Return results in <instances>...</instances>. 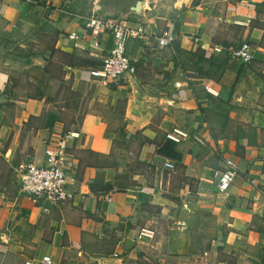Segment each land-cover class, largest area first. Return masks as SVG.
I'll list each match as a JSON object with an SVG mask.
<instances>
[{"label":"crops","instance_id":"0c3cea01","mask_svg":"<svg viewBox=\"0 0 264 264\" xmlns=\"http://www.w3.org/2000/svg\"><path fill=\"white\" fill-rule=\"evenodd\" d=\"M125 1L0 0V264H121L142 243L137 213L157 197L177 207L173 252L202 249L192 264H254L264 245V0ZM93 11L143 27L140 40L125 41L135 71L116 83L79 70L110 45L100 33L90 46L82 20ZM162 30L173 38L158 47ZM34 36L41 43L16 55L12 43ZM240 41L253 49L245 63L223 50ZM210 44L223 49L210 53ZM48 113L56 120L45 127ZM173 126L205 143H175L178 159L165 169L157 147ZM68 130L78 134L66 150L73 197L33 202L17 166L40 165ZM230 159L237 173L216 193L211 170Z\"/></svg>","mask_w":264,"mask_h":264},{"label":"built area","instance_id":"2783aa9c","mask_svg":"<svg viewBox=\"0 0 264 264\" xmlns=\"http://www.w3.org/2000/svg\"><path fill=\"white\" fill-rule=\"evenodd\" d=\"M82 22L87 30L91 47H97V39L100 33H107L110 39V45L106 52L99 57L100 65L98 67L79 69L80 72L85 74V79L94 78L102 86L107 83H116L123 75H129L135 71L133 61L125 53V41L127 37L140 40L143 34V27L130 28L118 17H99L94 11L83 17ZM66 37L74 42L80 38L72 32L68 33ZM172 38L169 32L162 30L154 38V42L156 46L162 47L169 45ZM192 40L194 41L195 38H192ZM205 49L210 53H218L223 47L210 44ZM223 50L231 59L244 63L252 59L253 49L245 41H240L235 45H227ZM164 132V138L174 143L183 142L187 138H191L199 145H204L205 143L198 133L190 134L175 126ZM77 136L78 134L74 130L64 131L55 141H51L44 147L40 165L27 163L17 166L16 173L19 178V190L33 202L39 201V203L46 202L56 205L73 197V191L66 186L67 177L65 173L68 168V153L66 150L70 140ZM172 163L173 160L163 158L161 166L165 169H170ZM236 173V165L231 159L224 160L219 170H211V175L214 179V191L224 194L231 185ZM250 183L253 184L254 180H250ZM40 206L42 210H45V207ZM153 235L154 231L152 229L141 228L137 232L136 238L139 241H143L152 238ZM40 262L42 264H50L47 259H43Z\"/></svg>","mask_w":264,"mask_h":264},{"label":"rangeland","instance_id":"374dc122","mask_svg":"<svg viewBox=\"0 0 264 264\" xmlns=\"http://www.w3.org/2000/svg\"><path fill=\"white\" fill-rule=\"evenodd\" d=\"M128 2V0L125 1V3ZM117 5H120V1H112V7L116 10L120 9V6ZM113 13L111 16L116 17L119 15L117 12ZM25 43L30 45L29 48L26 44L22 46L12 43V48L16 55L22 54V51H24L23 53L31 51V48L34 45L36 46L37 43L40 44L41 41L36 40L34 36L32 40H27ZM21 59L22 57H19V60ZM141 209L142 212L136 215L138 226L133 233L137 234L140 228H150L154 230V236L148 240L141 241L142 243L140 244H135L129 251L119 255L118 258L121 259V264H192L193 260L199 258L198 253L201 254L202 249H197V247L188 248L186 253L173 252L176 251V246L172 242L178 234L176 229V206L173 205L170 208L167 200L157 197ZM190 234L193 236L192 241L198 237L196 231H191ZM208 234H204V236ZM170 241L172 244L168 243Z\"/></svg>","mask_w":264,"mask_h":264},{"label":"trees","instance_id":"16d2710c","mask_svg":"<svg viewBox=\"0 0 264 264\" xmlns=\"http://www.w3.org/2000/svg\"><path fill=\"white\" fill-rule=\"evenodd\" d=\"M84 64H96V66L98 67L100 65V61H94V60H90V59H84L82 61ZM94 66V67H96ZM55 117L53 114L48 113L45 117V121H44V126L45 127H49L51 125V123L53 121H55ZM175 143L165 139V141L163 143H161L158 147H157V153L161 154L162 156H166L169 159L172 160H177L178 159V153L174 148ZM89 189L93 194H96V186L93 184L89 185ZM112 189V186L110 184H104V186L102 188L99 189V191L104 192V191H108ZM256 256H257V260L254 261V264H264V245H261L260 247L257 248L256 251ZM159 264V263H156Z\"/></svg>","mask_w":264,"mask_h":264},{"label":"water","instance_id":"95a60500","mask_svg":"<svg viewBox=\"0 0 264 264\" xmlns=\"http://www.w3.org/2000/svg\"><path fill=\"white\" fill-rule=\"evenodd\" d=\"M136 4V3H135Z\"/></svg>","mask_w":264,"mask_h":264}]
</instances>
